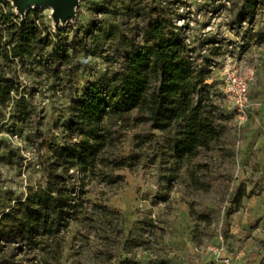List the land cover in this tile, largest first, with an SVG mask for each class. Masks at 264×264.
<instances>
[{"label":"rangeland","instance_id":"374dc122","mask_svg":"<svg viewBox=\"0 0 264 264\" xmlns=\"http://www.w3.org/2000/svg\"><path fill=\"white\" fill-rule=\"evenodd\" d=\"M10 1L19 13L15 0ZM243 4L244 0H77L64 20L52 3L32 6L41 9L43 27L53 32L48 39L52 43L46 46V39L37 45L24 62H7L6 78L19 90L0 106V212L31 189L46 186L52 162L49 145L69 140L73 115L100 144L107 165H100L97 175L76 171L75 180L84 181L85 207L63 233L62 254L53 246L50 254L29 252L16 261L209 264L203 252L209 244L224 240L233 253L234 221H256L252 225L261 224L259 232H264V202L252 204L261 214L238 213L243 201L239 192L249 186L243 178L255 181L260 175L250 192L264 189L262 158L242 152L264 146V6L252 20H243ZM152 6L179 32L200 74L195 104L200 99L208 108L213 104L215 116H223L218 121L224 127L221 138L194 157L176 155L173 127L153 128L139 120L136 109L118 115L107 106L102 82L123 68L121 54L135 42L144 46L145 26L158 16L149 14ZM59 48L68 49L70 56L56 53ZM228 65L257 70L250 88L256 117L242 126L225 92ZM99 134L104 135L102 141ZM122 160L125 165L116 167ZM247 161L252 166L246 167ZM259 247L264 264V241ZM9 252H1L0 259Z\"/></svg>","mask_w":264,"mask_h":264},{"label":"trees","instance_id":"16d2710c","mask_svg":"<svg viewBox=\"0 0 264 264\" xmlns=\"http://www.w3.org/2000/svg\"><path fill=\"white\" fill-rule=\"evenodd\" d=\"M260 5L264 6V0H244L241 18L252 20ZM157 13L158 9L152 6L149 14ZM157 15L145 26L144 46L141 41L135 42L131 50L121 54L123 68L103 80L102 88L111 112L123 115L136 109L139 120L153 128L173 127L176 155L194 157L199 149L208 150L221 138L224 127L218 121L223 116H215L217 107L213 104L208 108L201 99L195 104L194 89L200 74L189 60L179 32L169 26L166 16ZM44 24L40 8H30L22 16L10 0H0L1 107L19 90L6 78L7 62H24L37 45L46 39V46L52 43L48 39L53 32ZM56 53L70 56L66 48H59ZM84 129V122L73 115L69 140L49 145L52 162L46 186L31 189L24 199L0 212V253L10 251L3 255L0 264H25L16 261V257L29 252L36 256L50 254L53 246L62 254L63 233L85 207L84 181L75 180L76 171L97 175L98 167L107 165L102 147ZM97 137L104 139L103 134ZM121 163L116 167L126 162ZM245 193L243 190L239 196Z\"/></svg>","mask_w":264,"mask_h":264},{"label":"crops","instance_id":"0c3cea01","mask_svg":"<svg viewBox=\"0 0 264 264\" xmlns=\"http://www.w3.org/2000/svg\"><path fill=\"white\" fill-rule=\"evenodd\" d=\"M256 110H253L250 118L247 122L251 119L256 117ZM244 154H257L262 160L261 165H263L264 169V146H249L242 151ZM246 167L252 166L251 161L245 162ZM261 167V168H262ZM260 175L255 176V181L250 177H245L242 181L249 184L247 186V190L245 195L242 196V205L240 206V210L238 213L245 214V215H258L261 214L262 211H258L253 208L252 204L257 203L258 201L264 202V189L258 187L254 193H251V189L254 187L253 182L256 184L260 179ZM245 191V190H244ZM258 219V217H256ZM252 223H257L252 222ZM252 223L247 222H239L234 221L232 226V231H235L234 234L230 237V241L232 244V250L234 248L233 253L229 251V243H226L227 253L232 254L235 257V264H261L262 258L260 254V247L259 243L264 241V232H259L261 224H257L255 226ZM210 261V257H209Z\"/></svg>","mask_w":264,"mask_h":264},{"label":"built area","instance_id":"2783aa9c","mask_svg":"<svg viewBox=\"0 0 264 264\" xmlns=\"http://www.w3.org/2000/svg\"><path fill=\"white\" fill-rule=\"evenodd\" d=\"M256 73L254 66L240 70L235 65H228L224 71L225 92L236 110L240 126L249 120L253 111L254 102L250 88L256 78ZM203 252L210 257L209 264H235V257L227 253L224 240L205 246Z\"/></svg>","mask_w":264,"mask_h":264},{"label":"water","instance_id":"95a60500","mask_svg":"<svg viewBox=\"0 0 264 264\" xmlns=\"http://www.w3.org/2000/svg\"><path fill=\"white\" fill-rule=\"evenodd\" d=\"M72 0H16L15 4L20 8L19 13L26 14V12L32 8L30 6L31 3L37 2L38 4L36 6H40L42 4L46 3H52L57 8V13H69L70 12V3ZM73 12V11H72ZM71 12V13H72ZM69 13V14H71ZM68 14V16H69Z\"/></svg>","mask_w":264,"mask_h":264},{"label":"bare ground","instance_id":"6f19581e","mask_svg":"<svg viewBox=\"0 0 264 264\" xmlns=\"http://www.w3.org/2000/svg\"><path fill=\"white\" fill-rule=\"evenodd\" d=\"M15 1H16V0H15ZM76 1H77V0H72V1H71V3H70V12H69V13H71V12L73 11V8H74L75 5H76ZM37 4H38L37 2H33V3L30 4V6H35V5H37ZM69 13H64V12H62V13H59L58 15L61 17L62 20H64V19H66V18L69 17V16H68Z\"/></svg>","mask_w":264,"mask_h":264}]
</instances>
